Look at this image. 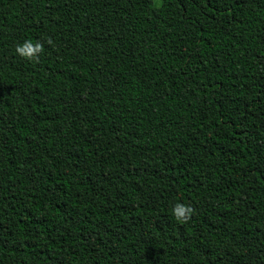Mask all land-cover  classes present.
<instances>
[{
    "label": "trees",
    "instance_id": "obj_1",
    "mask_svg": "<svg viewBox=\"0 0 264 264\" xmlns=\"http://www.w3.org/2000/svg\"><path fill=\"white\" fill-rule=\"evenodd\" d=\"M0 264H264V0H0Z\"/></svg>",
    "mask_w": 264,
    "mask_h": 264
},
{
    "label": "rangeland",
    "instance_id": "obj_2",
    "mask_svg": "<svg viewBox=\"0 0 264 264\" xmlns=\"http://www.w3.org/2000/svg\"><path fill=\"white\" fill-rule=\"evenodd\" d=\"M157 5L159 4V2L157 1V3H156Z\"/></svg>",
    "mask_w": 264,
    "mask_h": 264
}]
</instances>
